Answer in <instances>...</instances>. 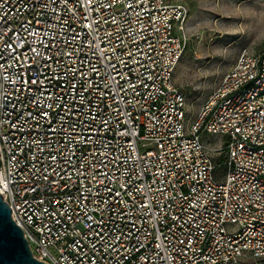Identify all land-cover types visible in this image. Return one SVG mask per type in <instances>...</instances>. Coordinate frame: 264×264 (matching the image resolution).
<instances>
[{"label": "built area", "instance_id": "obj_1", "mask_svg": "<svg viewBox=\"0 0 264 264\" xmlns=\"http://www.w3.org/2000/svg\"><path fill=\"white\" fill-rule=\"evenodd\" d=\"M187 15L0 0V194L39 261L264 264V56L189 120Z\"/></svg>", "mask_w": 264, "mask_h": 264}, {"label": "rangeland", "instance_id": "obj_2", "mask_svg": "<svg viewBox=\"0 0 264 264\" xmlns=\"http://www.w3.org/2000/svg\"><path fill=\"white\" fill-rule=\"evenodd\" d=\"M171 1L188 12L186 48L174 84L185 95L193 121L242 53L264 56V0ZM211 144L219 146L221 140Z\"/></svg>", "mask_w": 264, "mask_h": 264}, {"label": "water", "instance_id": "obj_3", "mask_svg": "<svg viewBox=\"0 0 264 264\" xmlns=\"http://www.w3.org/2000/svg\"><path fill=\"white\" fill-rule=\"evenodd\" d=\"M0 264H47L36 259L11 208L0 194Z\"/></svg>", "mask_w": 264, "mask_h": 264}]
</instances>
